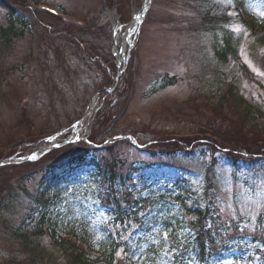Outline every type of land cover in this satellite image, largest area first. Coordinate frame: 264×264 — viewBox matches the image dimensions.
Instances as JSON below:
<instances>
[{
	"label": "rangeland",
	"instance_id": "374dc122",
	"mask_svg": "<svg viewBox=\"0 0 264 264\" xmlns=\"http://www.w3.org/2000/svg\"><path fill=\"white\" fill-rule=\"evenodd\" d=\"M19 1L27 7L18 11L27 23L23 33L8 45L0 38V264H70L58 243L84 229L98 255L109 239L120 244L116 262L264 264V160L233 168L227 162L236 154L211 146L215 133L248 140L264 132V114L257 126L232 102L218 107L233 84L264 112L252 83L264 87V44L239 19L235 0ZM42 4L61 15L41 10ZM245 10L264 24V0L247 1ZM207 14L217 22L206 23ZM9 24L0 6V27ZM225 30L234 34L238 53L226 62L217 56ZM59 31L73 38L52 33ZM187 138H195L193 147L183 149ZM85 149L97 162L67 181L53 180L42 195L50 166ZM110 166L121 175L141 169L137 184L142 176L156 185L152 199L141 184L135 187L146 207L122 221L104 202L112 189L102 173ZM178 167L188 172V204L211 206L216 221L207 220L206 229L230 244L219 260L197 257L194 217L175 199L180 184L163 197Z\"/></svg>",
	"mask_w": 264,
	"mask_h": 264
},
{
	"label": "trees",
	"instance_id": "16d2710c",
	"mask_svg": "<svg viewBox=\"0 0 264 264\" xmlns=\"http://www.w3.org/2000/svg\"><path fill=\"white\" fill-rule=\"evenodd\" d=\"M249 0H235L236 8L238 7H246V3ZM0 6L5 8L8 11V14L10 16V24L4 28L0 27V38L4 40V44L8 45L11 42L12 36H18L23 33V29L20 26H26V22L24 18L18 13L20 10L19 8L27 9V7L24 6L19 0H0ZM237 10V9H236ZM35 14V12H34ZM204 19L206 23H211L218 20V18L211 17L209 14ZM240 19V16H238ZM241 20V19H240ZM242 21V20H241ZM245 23V22H244ZM246 26L253 30V35L256 36V39L259 43L264 44V25L262 26V30L257 31L255 30L258 21L257 19L253 18L251 22L245 23ZM50 28H53L50 26ZM53 34L57 35H66L64 37L67 38H73L71 34H69V37L64 31L59 32H52ZM235 36L231 31L225 30L224 31V37L222 41L221 48L217 51V56L220 60L226 62L228 60V56L238 57L237 53V40H235ZM245 69V68H244ZM123 78V77H122ZM111 87L113 85L112 82H110ZM109 83V84H110ZM103 97L108 96V92H103ZM222 101L220 102L218 107L223 106L224 104L222 102H232V105L236 109V111L241 113L243 117L248 121V118L252 120V122L256 121L257 126L260 125L258 122V119H260L262 116L261 114H264L262 105L260 104H254L252 102H249L247 99H245L243 96H240L237 87L233 84H230L226 90L223 92V94L219 97ZM238 98V99H235ZM229 106L230 104L227 103ZM256 126V125H255ZM256 126V127H257ZM264 131V128H263ZM235 132V131H234ZM215 143H212L211 146L214 147V150L219 146L220 148H223L224 150H228L230 153L234 152L236 155H232V159L229 160V165H231L233 168H240L242 167H251L254 168L258 166V164L262 163V159L260 156L264 155L261 153V150L264 151V138H262L261 135H264V132L259 134H253V136H249L248 140H246L245 135L238 138V133L234 135V133L227 132L222 134H213ZM231 136V137H230ZM258 137V138H257ZM243 139V142L241 141ZM245 139V140H244ZM195 140V138L190 139H183L181 144L183 146V149H190V146H192L191 141ZM175 142H181L179 140H172ZM193 142V141H192ZM245 143V144H241ZM217 145V146H216ZM179 146V145H178ZM193 147V146H192ZM179 150V149H177ZM158 151V150H157ZM93 150L91 149H85V151L80 152L76 155L70 156L64 161L58 162L54 165L50 166L51 170V178H49L45 184H44V192L42 195H46L47 192L51 189V186L53 185L52 181L57 180L58 182L61 180H66L67 178H73L76 176V173L79 171H83V167L86 165H89L90 163H95L96 158L93 161V154H91ZM174 153H177L173 150ZM248 152V153H246ZM155 154L156 152H152ZM187 156H192V152H187ZM261 154V155H260ZM256 156L255 158H251L250 156ZM88 156H91V159L88 158ZM248 156V157H247ZM246 157V158H245ZM239 159H241V164H239ZM5 158H0V163L4 161ZM97 162V161H96ZM217 164V159L213 158L212 162L210 163L209 170L212 171V167H214ZM100 165V164H99ZM240 165V166H239ZM2 167H0V170ZM140 171V172H139ZM99 173H102L101 170H99ZM143 170L141 169H131L126 173V175L118 174L112 166L108 168V171H105L102 174H106V177L109 178V184L110 188L112 189V194L109 192V194L104 195V202L107 203L105 206L109 209V212L112 217L115 218V221H122L125 218L127 219L131 215L137 214L138 210L143 209L146 207V199L144 200L143 197L140 196V194L135 195L136 186L142 185L144 190L148 191V195H150V199H152V196L150 193H154V188L156 185L150 181L148 183V179L140 177L139 184H137V181H135L134 175H143ZM176 177L172 178L175 179L174 182H167L164 184L165 190L163 192V197H165L170 190V187H173V185L180 184L177 190L178 196L175 198L177 201H179L185 209L186 212L193 215L194 220L192 221V226L197 228V232L192 236L193 239V246L194 250L197 254V257L202 262H209L211 260H219L220 259V253L224 249H227L230 244L226 243V240L219 241L216 237L212 236V232L208 229H206L205 222L207 220L211 219L215 220V214L212 212V208L210 207H203L199 204H196L195 201L193 204H188V200H186L184 190V183H185V175L188 174L187 170L184 168L178 167L176 169ZM100 174V175H102ZM144 176V175H143ZM208 177V176H207ZM210 180L209 186L212 187L214 181L210 177H208ZM118 183V188L116 187ZM134 187V188H133ZM163 187V186H162ZM126 189V190H124ZM162 191H160L162 193ZM185 191V192H184ZM45 213L43 212L42 215V222L45 219ZM41 226V225H40ZM42 229V228H41ZM74 233V234H73ZM72 236L73 238H69V241H62L59 242L58 245L61 246L63 249H65L69 255V262L70 264H126L125 261L119 260L116 262L115 256L117 253V249L120 247V244L115 242L114 240H110L108 242H104L101 244V249L98 251L100 252V258L99 260H92L93 256L89 253H91L94 250V246L96 244L94 243L91 236L87 234V231L81 230V232H73ZM207 236V237H206ZM210 238H209V237ZM206 237V238H205ZM231 250V249H230Z\"/></svg>",
	"mask_w": 264,
	"mask_h": 264
},
{
	"label": "snow or ice",
	"instance_id": "6c2138e0",
	"mask_svg": "<svg viewBox=\"0 0 264 264\" xmlns=\"http://www.w3.org/2000/svg\"><path fill=\"white\" fill-rule=\"evenodd\" d=\"M261 15H264V13H262ZM137 19H139V17H137ZM32 158L33 157H29V159H32ZM167 238H168V234H167V232H165L164 239L167 240ZM118 255H119V253H118Z\"/></svg>",
	"mask_w": 264,
	"mask_h": 264
},
{
	"label": "water",
	"instance_id": "95a60500",
	"mask_svg": "<svg viewBox=\"0 0 264 264\" xmlns=\"http://www.w3.org/2000/svg\"><path fill=\"white\" fill-rule=\"evenodd\" d=\"M83 122V120L82 121H80L79 123H82Z\"/></svg>",
	"mask_w": 264,
	"mask_h": 264
}]
</instances>
